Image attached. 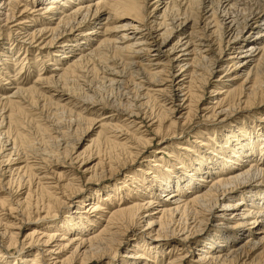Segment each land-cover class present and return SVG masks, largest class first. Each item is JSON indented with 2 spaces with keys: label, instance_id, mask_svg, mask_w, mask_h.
<instances>
[{
  "label": "bare ground",
  "instance_id": "6f19581e",
  "mask_svg": "<svg viewBox=\"0 0 264 264\" xmlns=\"http://www.w3.org/2000/svg\"><path fill=\"white\" fill-rule=\"evenodd\" d=\"M115 19L126 23L107 40ZM5 28L26 31L18 73L35 65L30 48L43 73L0 95V264H264V125L236 121L264 104V0H0ZM109 48L138 69L140 91L159 101L155 116L142 114L143 103L122 111L67 88L81 64ZM10 50L9 42L0 47L1 67ZM105 69L109 86L124 80ZM28 94L69 113L74 129L87 124L84 137L68 143L47 134L55 158L31 157L28 145L19 153ZM98 107L110 111L97 120L81 114ZM194 119L224 127L218 150L197 141L202 133L213 141L208 133L191 129V146L188 138L172 144L179 154L150 151L154 139L184 138L177 125ZM30 223L45 230L22 235Z\"/></svg>",
  "mask_w": 264,
  "mask_h": 264
},
{
  "label": "rangeland",
  "instance_id": "374dc122",
  "mask_svg": "<svg viewBox=\"0 0 264 264\" xmlns=\"http://www.w3.org/2000/svg\"><path fill=\"white\" fill-rule=\"evenodd\" d=\"M196 6H197V3L195 5V7ZM124 23H126V22H123L122 20H116V19L112 20L109 23L108 27H111L112 28L111 32H114V33L108 34L106 36L107 40L116 39L119 35V32H117L118 30L116 27H119ZM35 28H37V27L35 26ZM14 30H15V28L10 29V30H8V29L6 30V28H5V30L0 31V45H1L0 47H2L3 43L6 44L9 42L11 44V50L10 51H12L11 60L7 61V65H4V67L0 66V72H1L0 73V95L2 97H4V96L8 97L10 95L9 93L11 91H9L8 88H10L11 86H15L14 83H19L21 88L22 87L23 88L30 87V86H32L37 75L43 73V67L41 68L42 70L40 69V67H38L40 65V63L38 61H39V59H41V56L40 55L37 56V54H36L37 51H36V49H33V48H30V54L31 55L27 56V58L30 61L34 62L35 65H32V64L28 65L30 68H28V66H25V69H22L21 73H18V71L21 69V66L19 65V62L16 59L18 58L19 55L21 57H23L24 49L27 48V45L25 46V43H22V39H26L25 38L26 31H24V30L23 31L22 30L14 31ZM29 30L31 31L30 28H29ZM12 35H14V36L16 35V36L13 37ZM17 37H18V39H17ZM14 38H16L17 40ZM216 38H218V37H216ZM216 40L217 39H215V42L217 44V42H219V41L218 40L216 41ZM14 47H15V49H14ZM51 50L52 49H50V51ZM43 53H45V52H43ZM51 53H54V52H51ZM144 58H145V56L140 54V56L138 57L137 60L142 62V60ZM49 59H51L50 56L48 57V60ZM50 62L52 63V61H49V63ZM125 64H127V63L123 60V58L120 56V54L115 53L113 50H111L109 48L105 52H103L102 56H94L93 59L88 60L87 65H86V63L81 64L78 67L79 69H77L75 71V73L73 74L74 78L70 77L71 79L69 78L67 80L69 83L66 82L68 84V86L66 84L65 88L67 86V88H71L72 90H74V92H75L74 95H76V97L79 96V98H81L83 95L87 94L88 96H91V97L93 96L94 100H96V101L99 100V102L101 101L103 104L111 103L116 109H119L122 111L129 110L132 108L131 106L143 103L142 108H144V107L145 108L142 109V110H144V111H142V114H145L146 117L155 116L156 113H159V108H158L159 101L156 98L150 99L149 97L144 96V92H141L139 89L140 86L139 87L137 86V84L138 85L140 84L139 81H141V76L139 75L138 69L137 68L136 69H129L128 67H126ZM107 66L112 68L116 72L118 71L122 75V77H123L122 80L123 79L124 80L120 84H115V85L109 86L108 83L103 80V78H107V79H108V77L110 78V76H108L106 74L105 68H108ZM49 68H51V67H49ZM133 72H137L138 74L133 73ZM2 76H3V78H2ZM9 76H11V77L9 78ZM11 79H12V83H11ZM21 81H22V84L20 83ZM9 84H12V85H9ZM60 86H61V88H63L62 85H60ZM209 89H211V87L207 88L206 91H209ZM79 92H80V94H79ZM50 93H53V92H49V94ZM138 95H140L141 97L140 96L138 97ZM207 96L208 95H205L204 99H207ZM142 97H143V99H142ZM32 100H33V96H29V94H28V95H26V100L24 99V101L27 103L26 104L23 103L24 105L22 104L24 106L23 113H24V120H25V121L23 120L24 121L23 125L25 127L24 133L25 134L27 133V135L24 137V142H18L17 143V150L19 153H23L25 151V146L28 145L29 147H31V150H30V152L28 151L26 153L29 154L31 157H38L43 152H45L47 154H51V156L53 157L56 154L55 149L57 147L55 145V140H50V139L47 140V137H48L47 134H50L54 138L56 137L55 139L58 138L57 139L58 141L64 140L68 143H73L74 141H76V139L78 140V139H81L84 137L85 131L87 130V124L83 123L82 125L77 126L78 129L77 128L74 129L75 126L73 125V123H71V121L73 120V117L70 116L69 113L61 111V110L55 111V109L49 105L43 106V102H41V101H39L35 105V103L33 102L35 100H33V101ZM138 101H140V102H138ZM142 101H144V102H142ZM147 101H148V104H147ZM59 103H61V102H59ZM61 104L64 105V103H61ZM65 107H69V105H65ZM83 107L84 106H82V105H78V107L72 108V110L74 112H78L79 108L82 109ZM1 108H3L4 110ZM262 108H264V104L259 109L253 110L252 112L248 113L247 117L245 116V113H241V114L237 115L239 118L236 121L241 122L243 119H245L246 123H248V118H250V120L253 123L252 126L259 128V127L264 125V121L260 120L261 123H257V122H255V120H253V118L259 117L261 114L264 116V111H262ZM151 110H153V111H151ZM5 111H6L5 108L1 107V105H0V117H1V115H3V116L6 115ZM109 111L110 110L105 108V107H98L96 109H90L86 113H81V114L83 116H86L87 119L97 120L101 115H104ZM148 114H149V116H148ZM144 120H145L144 123L146 122V126L149 127L150 124H148V119H144ZM16 121L17 120L15 118V120H13L11 122V130L12 131H14L16 129V127H15ZM202 122H205V121H203L202 119H194L192 122H190L187 125H185V124H183V125L180 124L179 126L177 125L176 131L183 132V135L181 137L184 136V138H182V139L178 138V139H174V140L166 141V142L165 141L159 142L158 139L157 140L154 139V142L151 144L150 151L160 150V148H162L163 146H166L167 148H169V150H165V153L172 151L175 153V155L179 154L178 153L179 150L172 147V144L175 143L178 146H181V144L183 143L182 141L188 138L189 142H190V146H191L192 141H193V139H191V137L189 135V132L191 129H194L195 131L197 130L201 133L202 132L208 133V136L210 138H212L213 141L206 140L207 136L202 135L203 133L200 135V138H198L197 141H202L203 144H208L209 147L211 146L212 148H215V150H218L219 147H216V146H222V145H221V143H218L219 134H216V132L219 133V131L220 132L222 131L221 135H223V132L225 131L224 127L221 129V127L218 125L204 124ZM244 122L245 121H243V123ZM136 123H138V122H136ZM35 126H37L39 129H41L45 133L40 132L41 130H36ZM146 126H145V124H142L141 128L138 129L139 132L144 133ZM225 127H226V125H225ZM43 128H45V129H43ZM136 129H137V126H133V128L131 127L130 131H132V130L134 131ZM211 129H215V130L212 131ZM45 134L47 136H45ZM92 138H93V136H92ZM83 144L84 145H82L80 149H82L85 146V142ZM156 144H158V145H156ZM258 144L259 143L255 144V146H254V147H256L255 148L256 152L254 153V156H257V154H258L257 153L258 152L257 151V145ZM193 148H195V147H193ZM199 149L203 150L204 147L199 148ZM99 155L105 157V155H107V154H106V151H101L99 153ZM59 157H61V156H59ZM191 157H193V156H191ZM53 158H55V157H53ZM163 158L169 162V159L167 157L163 156ZM261 158H264V156ZM182 160H183L182 162L186 161L183 158H182ZM81 166L82 167L80 168V172L82 170H84L86 167H89L90 165L84 164ZM136 166H138V164L135 165V167ZM202 170H203V168H202ZM121 174H122V172H120L115 179L120 178L122 176ZM75 176L79 177L78 173H75ZM72 177L73 176H71V178ZM112 182L113 181L108 182V183L111 184ZM103 185H105V184H103ZM90 188H93V186ZM90 188L84 194H88L89 193L88 191L90 190ZM59 219H60V217H58V219H56V220H49L48 222H52V221L57 222ZM45 226H46L45 224L41 225V223H30L27 225L26 229H24V231L22 232V235L27 233L28 229L31 227H36L37 229H40L39 232H42L45 230V228H43ZM54 226L56 228V225H54ZM27 252L29 253V251H26V254H28ZM21 256L23 257L26 255L23 254ZM28 259H31V257L29 256Z\"/></svg>",
  "mask_w": 264,
  "mask_h": 264
}]
</instances>
